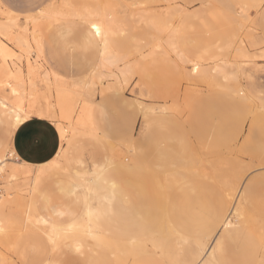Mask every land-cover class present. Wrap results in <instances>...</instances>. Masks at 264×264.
<instances>
[{
	"label": "rangeland",
	"instance_id": "374dc122",
	"mask_svg": "<svg viewBox=\"0 0 264 264\" xmlns=\"http://www.w3.org/2000/svg\"><path fill=\"white\" fill-rule=\"evenodd\" d=\"M61 1L0 0V102L20 95L26 109L55 108L52 77L92 86L89 120L78 121V108L63 122L53 169L27 203L5 206L0 264H199L211 253L219 264H264V0ZM101 10L111 13L108 51L119 68L99 66L90 22ZM13 131L0 108L3 154ZM209 161H229L230 197L225 174L205 172ZM19 162L11 156L7 169ZM9 175L0 177L6 196L16 194Z\"/></svg>",
	"mask_w": 264,
	"mask_h": 264
},
{
	"label": "bare ground",
	"instance_id": "6f19581e",
	"mask_svg": "<svg viewBox=\"0 0 264 264\" xmlns=\"http://www.w3.org/2000/svg\"><path fill=\"white\" fill-rule=\"evenodd\" d=\"M102 1H104V0H102ZM109 1H112V0H109ZM104 2H106L107 4H109V2L107 1V0H105ZM104 2H103V4H104ZM53 3V2H52ZM112 3V2H111ZM61 4L62 5H64V6H66V5H70V2H68V1H65V0H62L61 1ZM92 5V1H88V0H86V5H85V7L88 9L91 5ZM107 4H105V7H106V9H107V7L109 6V5H107ZM115 4V3H114ZM54 5V4H53ZM52 5V8L54 9V6ZM132 6V5H131ZM47 8V10L46 11H42V12H44V14L45 15H47V18L48 17H53L54 18V15H56V14H52L51 13V11H49L48 10V8L50 9L51 7L50 6H48V7H45V9ZM86 8L84 9V10H86ZM103 9V8H102ZM137 9V8H136ZM141 9V8H140ZM52 10V9H51ZM60 10V9H59ZM69 10V9H68ZM111 10V9H110ZM109 10V11H110ZM55 11V10H54ZM61 11V10H60ZM112 11V10H111ZM134 11H135V9H134ZM68 12V11H67ZM77 11H75V13H76ZM96 12V11H95ZM95 12H93V14H94V18H92V15H90V12H88L89 13V15L91 16L90 18H92V20H91V31L93 32V34H95V36H97L98 37V40L100 39V41H102V43H101V56H102V58H101V60H99L100 61V63H99V66H100V69H103L102 67H111L112 68V66L115 68H119L118 67V62H117V60H115L114 59V57H112V56H110L109 55V52L110 51H108L109 50V47H110V44H109V34H110V32H109V30H108V28H107V26H106V23L107 22H111L110 20H109V17H110V14L108 15L107 13H105L103 10H101V12H97L96 14H95ZM56 13H58V11H56ZM63 13V12H62ZM69 13H70V10H69ZM78 13V12H77ZM76 13V15L78 16L79 14H77ZM87 13V12H86ZM88 13H87V15H88ZM92 13V12H91ZM155 13V12H154ZM153 13V14H154ZM242 13V12H241ZM43 14V15H44ZM68 14V13H67ZM82 14V13H81ZM81 14H80V16L79 17H83V15H84V13L82 14V16H81ZM52 15V16H51ZM64 15V14H63ZM68 16V15H67ZM71 16V13L69 14V16L68 17H70ZM73 16V15H72ZM75 16V15H74ZM76 16V17H77ZM109 16V17H108ZM27 17V16H26ZM45 17V16H44ZM152 17V16H151ZM56 19H57V16L55 17ZM58 18H60V16L58 15ZM63 18H64V16H63ZM66 18V17H65ZM78 18V17H77ZM83 19V18H82ZM87 19V21H89V18H86ZM156 19H158V18H156ZM3 20V19H2ZM30 20V19H29ZM55 20V19H54ZM58 20H60V19H58ZM109 20V21H108ZM86 21V20H85ZM159 21V20H158ZM164 22V21H163ZM27 24V23H26ZM93 25H96V27L97 28H99V34H97V31H96V28H93L92 26ZM148 25V24H147ZM6 26V25H5ZM2 28V27H1ZM31 29V28H30ZM166 29V28H165ZM26 30H27V28H26ZM25 39H27V40H30L31 42H35V44L37 45V49H39V51L41 50L40 49V44H39V41H38V38L33 34V33H30V35L28 36V37H25ZM1 40V39H0ZM26 40V41H27ZM15 41V40H14ZM25 42V41H24ZM29 42V41H28ZM25 43H27V42H25ZM17 45V44H16ZM28 46H30V45H28ZM23 47H25V46H23ZM20 49V48H19ZM111 49V48H110ZM33 50V49H32ZM24 52V51H23ZM32 52V51H31ZM0 53L1 54H4V55H7L8 54V49H7V47H6V45L4 44V43H0ZM35 54V53H34ZM151 54H153V53H151ZM106 55V56H105ZM42 58V57H41ZM44 64V63H43ZM98 67V66H97ZM200 67V66H199ZM49 69V68H48ZM99 69V68H98ZM121 70V69H120ZM125 70V69H124ZM93 71H95V70H93ZM97 71V70H96ZM124 72L125 71H123V70H121V74H124ZM48 73V72H47ZM53 73V72H52ZM92 73V72H91ZM115 73V72H114ZM116 75V74H115ZM47 76V75H46ZM117 76V75H116ZM123 76H125V75H123ZM17 77H19V76H17ZM21 77V76H20ZM114 77V76H113ZM50 78V77H49ZM54 78V79H53ZM115 78V77H114ZM51 79H53V82H52V84H51V86L53 85V87H52V92H53V94H54V97H55V99H56V103H55V108L54 107H50L49 106V108H46V109H39V110H37V111H35L34 110V108H29L28 106V108L26 109L25 107H26V105L24 106V104H23V100H22V98L20 97V95H19V97H16L14 100H12V101H5V100H3V101H1L0 102V108H1V110H2V113H4V114H6V116L7 117H9L10 118V121H11V124H12V127H13V129L15 130L22 122H24L26 119H28L30 116H32L35 112L37 113V114H39L40 116H47V117H50V118H52V119H58L59 121H58V128L59 129H63V134H61V136H62V139H66V133L68 132V130H67V128L64 126V124H63V122H65V121H68V123H69V125H70V122L69 121H71L73 118V115L75 114V112L77 111V109L78 108H80V112H79V114H78V121L79 122H81V123H84L86 120H89V118H90V104H89V101L90 100H88L86 97V93H89V92H86V90L88 89H90L92 86L90 85V83H89V85H90V87H88L87 89H86V86L88 85L86 82V84L84 83V86H82V87H77V85H76V83H73L72 85H69V83L67 84V83H65L64 81H62L61 79H59V78H57V77H52ZM49 80V79H48ZM47 80V81H48ZM16 81V80H15ZM26 81V80H25ZM27 82V81H26ZM34 82V81H33ZM50 82V83H51ZM23 83V82H22ZM81 83H83V82H81ZM13 85V84H12ZM50 85V84H49ZM11 87V86H10ZM24 88V87H23ZM48 89V88H47ZM92 91H95V90H92ZM22 93H23V91H22ZM24 93H25V91H24ZM23 93V94H24ZM27 93V92H26ZM52 94V93H51ZM50 94V95H51ZM94 95V94H93ZM92 95V96H93ZM89 96H91V93H90V95H88V97ZM91 96V97H92ZM53 98V97H52ZM92 103V102H91ZM54 106V105H53ZM164 107V106H163ZM57 109V110H56ZM154 110V109H153ZM166 110V109H165ZM152 111V110H151ZM168 111V110H167ZM25 114H27V116H25ZM17 117H21V119H20V123L19 124H17ZM73 121V120H72ZM73 123V122H72ZM71 123V124H72ZM75 124V123H74ZM68 125V126H69ZM73 125V124H72ZM77 124H75V126H76ZM77 126H79V125H77ZM84 126V125H83ZM71 128V127H70ZM69 128V129H70ZM72 131V130H71ZM70 134V133H69ZM12 143V142H11ZM113 143V142H112ZM9 144H6V148L8 149L9 147ZM115 147V146H114ZM11 149V150H10ZM10 149H8L7 150V154L5 153V154H3L4 153V151L6 152V149L5 150H2L1 148H0V177L2 176H5L6 175V172L7 171H10V175H9V177L12 179V180H14L15 181V183L16 184H14V188L12 189V190H14L15 192H16V194L15 195H9V196H6L7 195V189H3V188H0V231L4 228V227H7V226H11L10 224L11 223H9V221H7L5 218H3L4 217V208H5V206H7V204H12V205H16V206H20V205H22L21 203H27L28 201L26 200L27 199V195H28V193L29 192H31L30 191V189H32V187H34V184H35V182L38 180V178H39V176L41 175V173L43 174L44 172H45V170H46V168H50L51 167V165L52 164H50V165H46V166H42V170H40V171H38L37 173H35L34 172V169H33V166L32 165H29V164H27V163H25V162H23V161H21V162H19L20 163V167H10L9 169H7L8 168V166H7V163H6V160L8 159V158H11V156H16V158L17 159H19L18 158V156L16 155V153H15V151H14V148H12V147H10ZM6 156V157H5ZM207 156V155H206ZM225 159V158H224ZM223 159V160H224ZM20 160V159H19ZM227 160V159H226ZM55 163V162H54ZM53 163V164H54ZM202 163V162H201ZM207 164H210V166H211V170L210 171H205V172H210V174H217L219 171H220V173H221V175H223L222 174V172L225 174V176H226V179H227V181H228V183H229V186H230V191L227 193V196L228 197H230L231 196V193L232 192H234V191H236V188H237V184H236V182H235V178L234 179H231V177H232V175H229V171H230V169H229V161H209V163H207ZM58 167V166H57ZM52 168V167H51ZM50 168V169H51ZM220 168L222 169V170H220ZM53 169V168H52ZM231 169H233L232 168V165H231ZM188 171V170H187ZM204 171H203V174L205 173ZM219 173V174H220ZM238 173V172H237ZM207 174V173H206ZM209 174V173H208ZM219 174H217V175H219ZM237 175V174H236ZM170 176V175H169ZM208 176V175H207ZM215 177H217L216 175H215ZM107 178V177H106ZM149 178V177H148ZM185 178V177H184ZM150 179V178H149ZM155 179V178H154ZM222 179V178H221ZM18 180H21V181H18ZM105 181H106V179H104ZM158 180V179H157ZM225 180V179H224ZM104 181V182H105ZM159 181V180H158ZM220 181H222V180H220ZM166 182V181H165ZM164 182V183H165ZM137 183V182H136ZM148 183H150L149 181H148ZM147 183V184H148ZM154 183V182H153ZM157 184L159 183V182H156ZM155 183V184H156ZM161 183V182H160ZM159 183V184H160ZM167 183V182H166ZM179 183V182H178ZM227 183V184H228ZM114 184V183H113ZM146 184V183H145ZM144 184V185H145ZM154 184V186H156ZM115 185H116V183H115ZM143 185V186H144ZM168 185V184H167ZM112 186H114V185H112ZM111 186V187H112ZM124 186V185H123ZM147 186V185H146ZM226 186V185H225ZM115 187V186H114ZM116 187H117V185H116ZM160 187V186H159ZM162 187H164V186H162ZM167 187H169V185L167 186ZM222 188H223V186H221ZM228 187V186H227ZM130 181H128V183L126 184V192L128 193L127 195H130L131 193H130ZM145 188V187H144ZM165 188V187H164ZM112 189H113V187H112ZM115 189V188H114ZM118 189V188H117ZM147 189H148V187H147ZM166 189V188H165ZM227 189V188H226ZM225 189V190H226ZM139 190V189H138ZM142 190H143V188H142ZM152 190V189H151ZM153 190H154V188H153ZM166 190H168V189H166ZM32 191H33V189H32ZM141 191V190H140ZM234 194V193H233ZM157 195V194H156ZM168 195V194H167ZM110 197V196H109ZM136 197H137V195H136ZM139 197V196H138ZM137 197V198H138ZM158 198V197H157ZM166 198H168V196L166 197ZM233 198V197H232ZM160 199V198H159ZM147 203V202H146ZM156 203V201L154 200V198L153 199H151L150 197H148V205H147V207H146V212H147V214H151V213H153V209H154V206H153V204H155ZM161 204V203H160ZM165 204V203H164ZM25 206V205H24ZM30 206V205H29ZM163 206V205H162ZM163 207H165V206H163ZM232 208V207H231ZM234 210H235V208H234ZM32 212V211H31ZM162 212H163V210H162ZM236 212V210L234 211V213ZM232 213V212H231ZM231 213H229V215H228V219H227V221H226V225H231V224H233L234 223V219H233V216L231 215ZM87 214H89V213H87ZM90 215V214H89ZM141 215V214H140ZM242 215V214H241ZM89 217H91V216H89ZM163 217V216H162ZM166 218V217H165ZM5 221V222H4ZM7 222V224H3V223H6ZM150 224V223H149ZM99 226V225H98ZM168 226H170V225H168ZM157 227H158V225H157ZM165 227H166V225H165ZM90 228H92V226L90 227ZM147 227H145L144 225H142V226H139L138 228H137V232H139V233H141L142 234V232H145V229H146ZM171 229H172V227H170ZM142 230V231H139V230ZM164 230V229H163ZM168 230H170V229H168ZM87 231V230H86ZM93 231H95V230H93ZM92 230H90L89 231V233L91 234V237H92V235L94 234H96L95 232H93ZM172 231L173 232H175L173 229H172ZM54 232V231H53ZM60 232V231H59ZM88 232V231H87ZM133 232V231H132ZM131 232V234H133ZM152 232H158V230L157 229H153L152 230ZM75 233V232H74ZM98 233V232H97ZM66 234V233H65ZM77 234H78V232H77ZM172 234V233H171ZM174 234V233H173ZM83 235V234H82ZM170 236V235H169ZM48 237V236H47ZM51 238V237H50ZM56 238V237H55ZM93 238H95V237H93ZM188 239V238H187ZM114 240V239H113ZM118 242H120V241H118ZM134 242V239H130V243H131V248H133L132 247V243ZM186 242V241H185ZM201 242V241H200ZM54 243V242H53ZM163 244V243H162ZM161 244V245H162ZM160 245V244H159ZM205 244L203 243V242H201V243H199V251H198V253H196L198 256H200L201 255V253H203L204 252V250H205ZM127 251V250H126ZM125 253V252H124ZM129 253V252H128Z\"/></svg>",
	"mask_w": 264,
	"mask_h": 264
},
{
	"label": "crops",
	"instance_id": "0c3cea01",
	"mask_svg": "<svg viewBox=\"0 0 264 264\" xmlns=\"http://www.w3.org/2000/svg\"><path fill=\"white\" fill-rule=\"evenodd\" d=\"M37 127L43 129L46 135L41 136L39 141H33L30 133ZM58 129L59 128H57L53 121L38 115L30 116L13 131L12 147L14 148L16 155L21 161L29 165H37L36 167H38V169L34 170L35 173L42 170V166L50 165L55 162V158L61 149V142L64 140ZM54 132L56 133L55 135H53ZM228 215L229 213L226 212V215L222 220V227L223 230L226 231L227 237L232 239L236 236V234H232V231L237 232V229L236 227H233L235 221L231 225H226ZM231 227H233L231 230H225L226 228ZM199 264H219V260L211 253L208 259L205 261L201 260Z\"/></svg>",
	"mask_w": 264,
	"mask_h": 264
},
{
	"label": "snow or ice",
	"instance_id": "6c2138e0",
	"mask_svg": "<svg viewBox=\"0 0 264 264\" xmlns=\"http://www.w3.org/2000/svg\"><path fill=\"white\" fill-rule=\"evenodd\" d=\"M93 28H96L97 34H99V28L96 27V25L92 26ZM25 116H27V114H25ZM20 119L21 117H17V124L20 123ZM58 131L63 134V129H58ZM56 133L54 132L53 135H55ZM46 135V133L43 131V129L37 127L35 129H33L30 133V136L32 138L33 141H39L41 136Z\"/></svg>",
	"mask_w": 264,
	"mask_h": 264
}]
</instances>
